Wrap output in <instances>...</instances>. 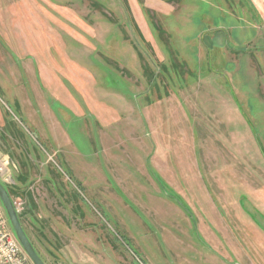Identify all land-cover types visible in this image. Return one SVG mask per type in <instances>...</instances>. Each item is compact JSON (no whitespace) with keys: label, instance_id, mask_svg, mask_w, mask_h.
<instances>
[{"label":"rangeland","instance_id":"374dc122","mask_svg":"<svg viewBox=\"0 0 264 264\" xmlns=\"http://www.w3.org/2000/svg\"><path fill=\"white\" fill-rule=\"evenodd\" d=\"M0 182L46 264H264V0H0Z\"/></svg>","mask_w":264,"mask_h":264},{"label":"crops","instance_id":"0c3cea01","mask_svg":"<svg viewBox=\"0 0 264 264\" xmlns=\"http://www.w3.org/2000/svg\"><path fill=\"white\" fill-rule=\"evenodd\" d=\"M62 204H66V203H62ZM46 205L42 204L40 207V212L38 213L40 223L38 221V225L40 228H42L41 230H44L46 233H51V235H76V236H84L85 235H89V232L87 231V229L85 228V226L83 227L84 230H82V228L80 227V224L78 223V220L80 219L79 216L76 215V213H74L75 211H61V207L56 208V211H52V210H48L47 207H45ZM63 209V207H62ZM85 212V211H84ZM83 212V214H84ZM89 211L85 212V217L82 218L84 220H88L89 217L93 218L92 213H88ZM79 217V218H78ZM82 217V216H81ZM75 221L77 224V226L75 227V229H78L77 232H74L71 227V225L73 224L71 221ZM70 221V222H69ZM69 223V224H68ZM104 264V263H101Z\"/></svg>","mask_w":264,"mask_h":264},{"label":"built area","instance_id":"2783aa9c","mask_svg":"<svg viewBox=\"0 0 264 264\" xmlns=\"http://www.w3.org/2000/svg\"><path fill=\"white\" fill-rule=\"evenodd\" d=\"M11 228L0 202V264H33Z\"/></svg>","mask_w":264,"mask_h":264},{"label":"water","instance_id":"95a60500","mask_svg":"<svg viewBox=\"0 0 264 264\" xmlns=\"http://www.w3.org/2000/svg\"><path fill=\"white\" fill-rule=\"evenodd\" d=\"M0 202L6 212V216L11 225L18 242L22 246L26 255L29 257L33 264H46L36 251L32 242H30L23 225L21 223L20 217L18 216V211L13 203V199L10 196L6 187L0 182Z\"/></svg>","mask_w":264,"mask_h":264}]
</instances>
